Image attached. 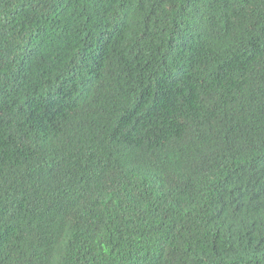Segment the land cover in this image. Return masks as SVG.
Returning <instances> with one entry per match:
<instances>
[{"label":"trees","instance_id":"obj_1","mask_svg":"<svg viewBox=\"0 0 264 264\" xmlns=\"http://www.w3.org/2000/svg\"><path fill=\"white\" fill-rule=\"evenodd\" d=\"M262 201L264 0H0V264H264Z\"/></svg>","mask_w":264,"mask_h":264},{"label":"clouds","instance_id":"obj_2","mask_svg":"<svg viewBox=\"0 0 264 264\" xmlns=\"http://www.w3.org/2000/svg\"><path fill=\"white\" fill-rule=\"evenodd\" d=\"M189 31H191V29H190ZM203 99H204V98L198 100L197 102H195V103L193 104V106H194V108H195V112L192 114V116H194V117L197 118V119H198V116H197V110H198V107L202 104ZM219 100H220V102H221L222 98L219 97ZM234 133H235V132H234ZM234 133H232V134H230V135H233ZM200 139H201V141H202V139H203V132H201V134H200ZM262 203L264 204V201H262ZM260 210H261V211H264V206H263V205L260 206Z\"/></svg>","mask_w":264,"mask_h":264}]
</instances>
